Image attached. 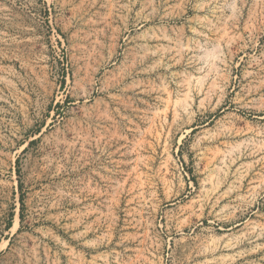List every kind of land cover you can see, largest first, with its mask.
I'll use <instances>...</instances> for the list:
<instances>
[{
	"label": "rangeland",
	"instance_id": "obj_1",
	"mask_svg": "<svg viewBox=\"0 0 264 264\" xmlns=\"http://www.w3.org/2000/svg\"><path fill=\"white\" fill-rule=\"evenodd\" d=\"M0 264H264V0H0Z\"/></svg>",
	"mask_w": 264,
	"mask_h": 264
},
{
	"label": "trees",
	"instance_id": "obj_2",
	"mask_svg": "<svg viewBox=\"0 0 264 264\" xmlns=\"http://www.w3.org/2000/svg\"><path fill=\"white\" fill-rule=\"evenodd\" d=\"M20 185H22L21 181H20ZM20 202H21V210L23 211V207H24L23 195L20 196ZM20 217L21 219L23 218V212H21ZM10 225H11V220L8 221V227H10Z\"/></svg>",
	"mask_w": 264,
	"mask_h": 264
}]
</instances>
